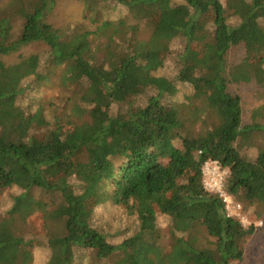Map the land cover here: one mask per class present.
<instances>
[{
    "label": "trees",
    "instance_id": "16d2710c",
    "mask_svg": "<svg viewBox=\"0 0 264 264\" xmlns=\"http://www.w3.org/2000/svg\"><path fill=\"white\" fill-rule=\"evenodd\" d=\"M70 1L0 0V264H239L264 225V0H76L63 21Z\"/></svg>",
    "mask_w": 264,
    "mask_h": 264
},
{
    "label": "rangeland",
    "instance_id": "374dc122",
    "mask_svg": "<svg viewBox=\"0 0 264 264\" xmlns=\"http://www.w3.org/2000/svg\"><path fill=\"white\" fill-rule=\"evenodd\" d=\"M81 8H82L81 5L76 0L70 1V3H68L64 6V12L62 14L63 21H65V20L67 21L68 18L72 19L73 22L75 19H77V18L79 19L80 15H81V10H82ZM68 21H70V20H68ZM119 26H120L119 22H113L110 25H107V23L102 22V24L100 26H98V29H103L105 27L117 29ZM33 52H34V49L31 50L30 54H32ZM244 55H245L244 50H242L241 52H238V53L235 52L232 55V59L237 56L235 59L237 61V60H240V58H242ZM238 89H239V92L245 98V104H244L243 110H244V114L246 116V120H249L250 116L252 115L251 112L261 104V101L259 99L255 100L252 97V94L254 93V90L257 89V86L254 83H252V84H247V83L245 84L244 83L243 86H241ZM90 113H92V112H90ZM239 207L240 206L232 203V205H231L232 213L235 214V216L239 217L246 227H250L251 222L241 215V213H240L241 207H240V209H239ZM166 224H167V221L163 222V225H166ZM8 226L4 227V231H2V235L0 237V241L4 244L7 243L8 239L13 238L11 236V233L13 232V227H12V225H8ZM256 228L258 229V231L255 232L253 234V236L246 243L245 255H244L242 262H240L239 264H259L260 260L264 257V225L261 222H259L256 224ZM194 237H195V235L193 232L192 235L188 238L189 241L191 242V240H194ZM10 244H8V245H10ZM144 248L146 250L143 251L142 254H144V255L146 253L151 254L156 260L161 261L160 255H158L155 251L147 249L148 248L147 246L146 247L144 246ZM148 250L151 253H149ZM177 255L180 258H188L189 259L191 257L190 255L184 254L182 252V250H179V249L177 250ZM158 258H160V259H158ZM14 259H15V256H12L11 259L8 258L7 260H4V262L5 263H11Z\"/></svg>",
    "mask_w": 264,
    "mask_h": 264
},
{
    "label": "built area",
    "instance_id": "2783aa9c",
    "mask_svg": "<svg viewBox=\"0 0 264 264\" xmlns=\"http://www.w3.org/2000/svg\"><path fill=\"white\" fill-rule=\"evenodd\" d=\"M227 176V170H221L219 167L208 163L203 169V176L201 178V181L208 190L215 192L220 196V198L226 204L227 210L229 211L230 215L235 216V214H233L231 211V198L225 188L224 180Z\"/></svg>",
    "mask_w": 264,
    "mask_h": 264
}]
</instances>
